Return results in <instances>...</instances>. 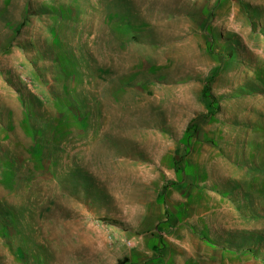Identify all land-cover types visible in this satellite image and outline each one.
<instances>
[{
    "label": "rangeland",
    "instance_id": "1",
    "mask_svg": "<svg viewBox=\"0 0 264 264\" xmlns=\"http://www.w3.org/2000/svg\"><path fill=\"white\" fill-rule=\"evenodd\" d=\"M0 264H264V0H0Z\"/></svg>",
    "mask_w": 264,
    "mask_h": 264
},
{
    "label": "crops",
    "instance_id": "2",
    "mask_svg": "<svg viewBox=\"0 0 264 264\" xmlns=\"http://www.w3.org/2000/svg\"><path fill=\"white\" fill-rule=\"evenodd\" d=\"M222 176V175H221Z\"/></svg>",
    "mask_w": 264,
    "mask_h": 264
}]
</instances>
